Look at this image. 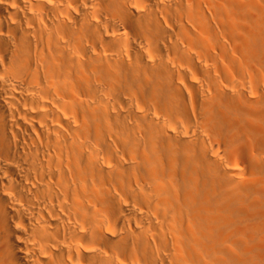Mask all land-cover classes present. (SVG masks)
Listing matches in <instances>:
<instances>
[{"label": "bare ground", "instance_id": "1", "mask_svg": "<svg viewBox=\"0 0 264 264\" xmlns=\"http://www.w3.org/2000/svg\"><path fill=\"white\" fill-rule=\"evenodd\" d=\"M0 264H264V0H0Z\"/></svg>", "mask_w": 264, "mask_h": 264}]
</instances>
